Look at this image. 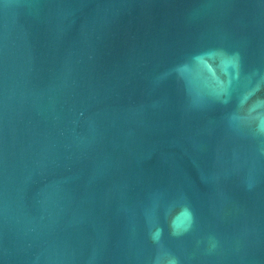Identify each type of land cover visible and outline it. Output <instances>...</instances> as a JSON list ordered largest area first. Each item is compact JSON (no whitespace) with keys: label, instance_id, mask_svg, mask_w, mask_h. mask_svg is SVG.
Instances as JSON below:
<instances>
[{"label":"water","instance_id":"water-1","mask_svg":"<svg viewBox=\"0 0 264 264\" xmlns=\"http://www.w3.org/2000/svg\"><path fill=\"white\" fill-rule=\"evenodd\" d=\"M0 264H264V0H0Z\"/></svg>","mask_w":264,"mask_h":264}]
</instances>
